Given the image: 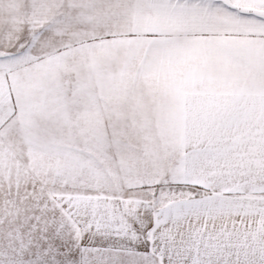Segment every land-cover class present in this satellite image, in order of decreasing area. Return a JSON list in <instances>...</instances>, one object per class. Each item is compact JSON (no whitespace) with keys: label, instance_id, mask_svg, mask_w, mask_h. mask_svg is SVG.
<instances>
[{"label":"snow or ice","instance_id":"6c2138e0","mask_svg":"<svg viewBox=\"0 0 264 264\" xmlns=\"http://www.w3.org/2000/svg\"><path fill=\"white\" fill-rule=\"evenodd\" d=\"M0 264H264V0H0Z\"/></svg>","mask_w":264,"mask_h":264}]
</instances>
